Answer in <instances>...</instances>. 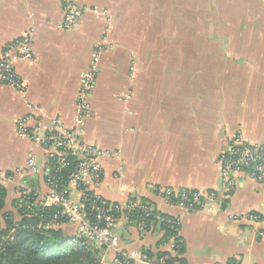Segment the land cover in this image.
<instances>
[{
    "label": "crops",
    "instance_id": "0c3cea01",
    "mask_svg": "<svg viewBox=\"0 0 264 264\" xmlns=\"http://www.w3.org/2000/svg\"><path fill=\"white\" fill-rule=\"evenodd\" d=\"M73 1L84 13L67 31L61 0H0V59L24 36L33 51L15 63L25 94L0 83V169L19 181L31 155L42 167L44 152L20 138L19 124L78 129L81 75L95 69L82 141L106 153L98 194L180 218V264H264V186L244 174L227 191L218 165L237 133L264 146V0ZM36 179V190L49 192ZM169 189L200 191L206 206L186 212L167 201ZM3 190L0 233L23 220L16 186ZM116 233L124 248L153 256L169 238L159 227L141 238L128 220ZM95 250L99 262L108 255Z\"/></svg>",
    "mask_w": 264,
    "mask_h": 264
},
{
    "label": "built area",
    "instance_id": "2783aa9c",
    "mask_svg": "<svg viewBox=\"0 0 264 264\" xmlns=\"http://www.w3.org/2000/svg\"><path fill=\"white\" fill-rule=\"evenodd\" d=\"M61 1L65 10L63 28L74 31L84 12L73 0ZM32 59V41L29 36L6 47L0 59V83L25 94L27 83L17 73L15 63ZM95 75V69L81 75L84 84L75 116L78 129H66L56 123L49 130L31 131L25 122L19 124L20 138L35 143L44 152L45 161L40 168L36 165L35 156L31 155L27 172L19 181L15 180L14 174L0 169V189L6 183L16 186L19 197L16 209L23 219L39 218L38 226L31 224V229L70 227L73 233L69 238L73 247L82 240L99 244L105 255L108 254L100 264H180L177 260V256L182 253L180 218L163 216L140 199L131 198L126 204H119L106 200L97 192L104 180L101 160L106 153L82 141V127L86 119L93 115L89 96ZM218 165L226 180L227 191L232 192L235 178L244 174L264 186V146L248 144L241 133L231 138ZM30 177H40L49 192L44 193L31 187ZM164 195L171 205L179 206L186 212L201 211L206 206L207 198L200 191L169 189ZM208 197L215 199L217 196L211 193ZM242 219L259 222L261 215L247 214ZM123 220L134 222L141 238L153 233L156 227L167 231L169 238L163 240L161 245L165 252L153 256L143 249L124 248L122 238L116 233L117 223ZM19 224L15 223L14 226L18 227ZM1 239L0 256L5 252L2 243L6 238Z\"/></svg>",
    "mask_w": 264,
    "mask_h": 264
},
{
    "label": "trees",
    "instance_id": "16d2710c",
    "mask_svg": "<svg viewBox=\"0 0 264 264\" xmlns=\"http://www.w3.org/2000/svg\"><path fill=\"white\" fill-rule=\"evenodd\" d=\"M4 195V190L1 188L0 208L3 205ZM9 223L10 226L0 233V242L1 237L6 238L2 243L5 252L0 256L4 264H100L94 243L82 240L73 247L70 238L64 240L67 235L62 229H31L29 227L31 224L38 226V217L25 218L18 227L14 226L15 223ZM13 230L14 233H11ZM61 242L62 246L59 248ZM83 256L87 257V262H81Z\"/></svg>",
    "mask_w": 264,
    "mask_h": 264
},
{
    "label": "rangeland",
    "instance_id": "374dc122",
    "mask_svg": "<svg viewBox=\"0 0 264 264\" xmlns=\"http://www.w3.org/2000/svg\"><path fill=\"white\" fill-rule=\"evenodd\" d=\"M35 182V183H34ZM36 182H37V179L35 178V177H32L31 179H30V183H31V187H35L34 186V184H36ZM119 234V233H118ZM120 236L122 235V234H119ZM68 239V237H65L64 238V240L66 241ZM90 242V241H89ZM96 247L98 246V247H100L101 248V246L99 245V244H96L95 245ZM60 248V247H59ZM1 261V260H0ZM83 261H88V259H87V257H85L84 258V256H83V258H81V262H83ZM1 264H4V262H1Z\"/></svg>",
    "mask_w": 264,
    "mask_h": 264
}]
</instances>
